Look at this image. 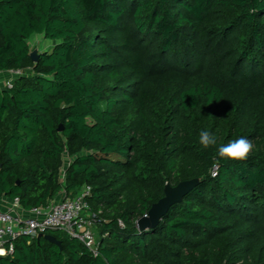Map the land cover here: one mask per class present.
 Masks as SVG:
<instances>
[{
	"label": "trees",
	"instance_id": "obj_1",
	"mask_svg": "<svg viewBox=\"0 0 264 264\" xmlns=\"http://www.w3.org/2000/svg\"><path fill=\"white\" fill-rule=\"evenodd\" d=\"M35 35L53 42L37 63ZM17 70L0 89V198L28 211L89 187L98 256L48 231L61 250L21 237L0 264H264V1L0 0V72ZM241 136L246 160L218 156Z\"/></svg>",
	"mask_w": 264,
	"mask_h": 264
},
{
	"label": "built area",
	"instance_id": "obj_2",
	"mask_svg": "<svg viewBox=\"0 0 264 264\" xmlns=\"http://www.w3.org/2000/svg\"><path fill=\"white\" fill-rule=\"evenodd\" d=\"M30 72L31 70L5 71L11 76V80L0 89H11L16 79L27 77ZM3 73L0 72V77ZM215 175L216 168L211 172L212 177ZM60 194V199L51 200L46 207L26 211L30 216L24 220L18 216L17 211L21 207L17 199L13 200L9 210H0V257L12 255L15 240L21 237L37 239L48 231H58L69 239L80 242L94 257L98 256V241L93 231L95 217L90 213L87 203L90 188H83L75 196L66 195L64 191Z\"/></svg>",
	"mask_w": 264,
	"mask_h": 264
},
{
	"label": "water",
	"instance_id": "obj_3",
	"mask_svg": "<svg viewBox=\"0 0 264 264\" xmlns=\"http://www.w3.org/2000/svg\"><path fill=\"white\" fill-rule=\"evenodd\" d=\"M29 57L33 63H37L39 59L37 50H31L29 53ZM57 130L58 132H60L61 126H59ZM197 184V180L181 182L175 187H171L170 185L166 184L164 187V197L151 206L146 216L140 218L137 221V228L139 230H149L156 227L158 222L169 211L170 207L174 204L180 203L184 196ZM40 238H43L48 242L56 245L61 250V243L53 236L48 234L39 235L37 237V240Z\"/></svg>",
	"mask_w": 264,
	"mask_h": 264
},
{
	"label": "clouds",
	"instance_id": "obj_4",
	"mask_svg": "<svg viewBox=\"0 0 264 264\" xmlns=\"http://www.w3.org/2000/svg\"><path fill=\"white\" fill-rule=\"evenodd\" d=\"M199 143L205 148H209L216 144V137L208 130H202L199 133ZM253 150L251 140L241 136L234 139L218 149V156L233 161L246 160Z\"/></svg>",
	"mask_w": 264,
	"mask_h": 264
},
{
	"label": "crops",
	"instance_id": "obj_5",
	"mask_svg": "<svg viewBox=\"0 0 264 264\" xmlns=\"http://www.w3.org/2000/svg\"><path fill=\"white\" fill-rule=\"evenodd\" d=\"M39 37V36H38ZM40 37H42V36H40ZM44 40V39H43ZM51 44L53 43V42H50ZM53 45V44H52ZM52 45L50 46V47H52ZM32 48V46H30V49ZM34 48V47H33ZM9 80H11V76L9 75V74H7V73H3L2 74V76L0 77V88L1 87H3ZM62 197V195L61 194H59L57 197H56V199L58 200V199H60ZM12 205H13V200L12 199H9V198H6V197H1L0 198V210L1 211H7V210H9V208L10 207H12ZM17 213H18V216L21 218V219H27V218H29V216H30V214L28 213V212H26V211H23L22 209H19L18 211H17Z\"/></svg>",
	"mask_w": 264,
	"mask_h": 264
},
{
	"label": "rangeland",
	"instance_id": "obj_6",
	"mask_svg": "<svg viewBox=\"0 0 264 264\" xmlns=\"http://www.w3.org/2000/svg\"><path fill=\"white\" fill-rule=\"evenodd\" d=\"M28 43L30 46H32L31 50L36 49L38 54L44 51H48L51 48L50 46L53 44V43L51 44L50 41L43 40V38L40 36L38 37V35L31 37ZM93 231H94L96 240H98L99 236H98L97 230L93 228Z\"/></svg>",
	"mask_w": 264,
	"mask_h": 264
}]
</instances>
